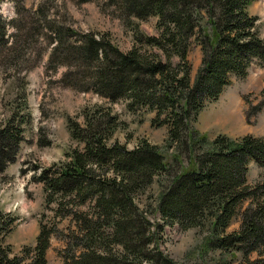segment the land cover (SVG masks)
Returning a JSON list of instances; mask_svg holds the SVG:
<instances>
[{
    "label": "trees",
    "instance_id": "1",
    "mask_svg": "<svg viewBox=\"0 0 264 264\" xmlns=\"http://www.w3.org/2000/svg\"><path fill=\"white\" fill-rule=\"evenodd\" d=\"M109 1L133 29L130 49L122 51L104 33L58 24L49 30L55 43L50 58L68 65L64 80L68 77L73 88L92 91L108 103L125 100L131 113L154 112L150 124L166 126V147L176 146L180 153L187 149L191 157L174 172L160 147L147 139L132 148L109 142L125 125L110 106H84L82 122L67 118L76 145L33 176L42 183L44 205L53 218L73 223L62 236L63 264H179L159 247L166 225L205 226L208 249L240 253L241 264H264V176L253 183L247 179L250 162L264 166V134H219L209 140L194 127L199 111L232 77L245 78L254 62L264 67V38L249 12L254 0ZM151 16L155 33L146 34L136 24ZM193 40L201 60L191 81ZM260 96L247 117L264 106V87ZM21 121L12 114L0 124V173L18 155ZM163 175L168 180H157L153 208L159 220L152 222L138 199ZM235 220L238 228L228 232ZM15 221L0 210V264H47L56 226L40 221L34 246L15 254L5 242Z\"/></svg>",
    "mask_w": 264,
    "mask_h": 264
},
{
    "label": "rangeland",
    "instance_id": "2",
    "mask_svg": "<svg viewBox=\"0 0 264 264\" xmlns=\"http://www.w3.org/2000/svg\"><path fill=\"white\" fill-rule=\"evenodd\" d=\"M249 12L257 17V28L264 38V0H254ZM118 14L119 10L109 0H0V35L3 34L0 39V124L15 114L22 120L24 136L15 161L0 173V210L16 217L11 232L5 237L12 253L19 254L24 247L34 246L41 221L46 227L56 226L58 230L50 237L47 264H63L66 244L62 236L73 229V223L69 218H53L50 207L44 205L42 183L33 176L63 159L65 151L76 145L70 139L66 121L73 118L82 122L84 106H110L125 122L109 142L116 140L132 148L141 139H147L160 147L174 172L186 166L191 157L187 149L180 153L176 146L166 147V126L156 128L150 124L154 112L131 113L126 109L125 100L108 103L92 91L73 88L68 85V77L64 80L68 65L59 62L57 56L54 60L50 58L55 43L49 30L58 24L93 32L96 36L104 33L122 51H127L133 44L134 32ZM155 21L151 16L137 22L136 26L146 34H154ZM188 59L193 81L201 60L200 47L194 40ZM263 87L264 67L254 63L245 78L232 77L219 97L205 104L194 127L209 140L219 134L232 138L264 134V106L257 114L246 116L260 100ZM260 176H264V166L250 162L248 182L253 183ZM159 179L168 180L164 175L158 177L147 196L138 199L152 222L159 220L158 212L153 211L160 191ZM238 225L239 221L235 220L227 231L236 230ZM207 233L205 226L180 230L176 225H166L159 247L179 264H241L240 253L232 256L208 249L204 244Z\"/></svg>",
    "mask_w": 264,
    "mask_h": 264
},
{
    "label": "crops",
    "instance_id": "3",
    "mask_svg": "<svg viewBox=\"0 0 264 264\" xmlns=\"http://www.w3.org/2000/svg\"><path fill=\"white\" fill-rule=\"evenodd\" d=\"M254 63L258 64L257 62H254ZM254 63H252V64H254ZM252 64H251V65H252ZM260 66H261V65H260ZM262 67H263V66H262Z\"/></svg>",
    "mask_w": 264,
    "mask_h": 264
}]
</instances>
